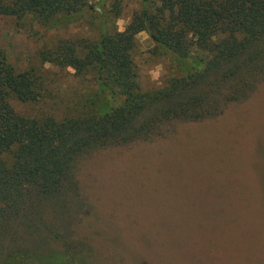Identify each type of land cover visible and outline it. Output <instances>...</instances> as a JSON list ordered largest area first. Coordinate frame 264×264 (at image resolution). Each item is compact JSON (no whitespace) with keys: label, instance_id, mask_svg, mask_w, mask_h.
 I'll list each match as a JSON object with an SVG mask.
<instances>
[{"label":"rangeland","instance_id":"1","mask_svg":"<svg viewBox=\"0 0 264 264\" xmlns=\"http://www.w3.org/2000/svg\"><path fill=\"white\" fill-rule=\"evenodd\" d=\"M92 2L52 27L0 14L8 61L32 69L50 90L37 102L13 101L17 111L62 118L81 109L91 74L44 63L40 51L122 30L140 8V0ZM154 47L147 31L136 35L131 55L143 91L178 72ZM77 177L73 203H48L40 219L15 225L18 243L48 258L74 254L72 264H264V78L219 116L182 123L169 139L98 152L80 162Z\"/></svg>","mask_w":264,"mask_h":264},{"label":"trees","instance_id":"2","mask_svg":"<svg viewBox=\"0 0 264 264\" xmlns=\"http://www.w3.org/2000/svg\"><path fill=\"white\" fill-rule=\"evenodd\" d=\"M89 8L92 0H0L1 15H31L47 27ZM141 31L178 71L151 91L141 89L131 55ZM39 55L75 76L91 74L94 89L62 118L21 113L13 101L37 102L50 90L32 69L17 71L0 46V264H72L74 254L48 258L13 236L15 225L41 218L43 205L73 203L80 162L169 139L182 123L248 98L264 78V0H140L124 29L59 41Z\"/></svg>","mask_w":264,"mask_h":264}]
</instances>
